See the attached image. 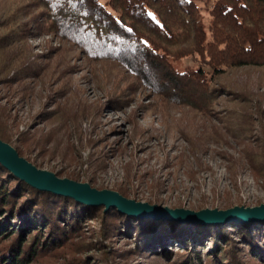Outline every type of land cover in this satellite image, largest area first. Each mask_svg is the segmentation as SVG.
Wrapping results in <instances>:
<instances>
[{"label":"rangeland","instance_id":"374dc122","mask_svg":"<svg viewBox=\"0 0 264 264\" xmlns=\"http://www.w3.org/2000/svg\"><path fill=\"white\" fill-rule=\"evenodd\" d=\"M8 1L0 0V17L9 8ZM203 12L207 21L208 13ZM21 19L25 20V17ZM23 55L25 59H35V75H24L22 79L8 82L7 77L13 78L21 57L16 54L15 61L13 53H0V105L7 116L8 112L11 114L8 117L9 121L13 119L14 134L25 131L20 132V142L42 162L39 165L36 161L37 164L33 163L38 168L53 171L58 177L70 178L65 173H75L78 179H70L87 182L96 189L119 192L116 188H124L127 198L170 207L224 209L219 205L226 202H231L232 206L264 203V187L255 181L246 163L241 161L242 142L227 139L231 144H225L214 132L217 127L225 134L224 125L232 121L236 123L233 131L238 132V123L242 124L244 116L257 119L256 107L263 112L264 119L263 67H232L219 78L225 90L218 98L216 111L224 115L235 109L234 116L238 117L225 123L228 118L217 119V112L202 115L157 98L141 84L131 88L123 68L108 61L89 62L76 48L59 43L49 35L28 36ZM6 61L9 63L3 67ZM188 62L189 59L184 60V63ZM182 66L183 63L176 64L177 68ZM117 96L126 102L113 108L110 104ZM255 125L250 134L245 132L246 140H255L257 120ZM18 154L32 161L25 154ZM11 188L14 190L12 185ZM113 208L117 209L109 206L104 210L113 213ZM121 213L133 216L130 218L132 226L136 220L142 222L141 226L147 220L151 222L152 227L148 228L151 234L143 236L147 241L157 237L160 228L164 231L172 227L188 229L191 235H186L190 241L199 237L205 240L204 237L209 235L206 227L195 226L210 223ZM96 216L90 215L81 234L71 240V245L56 252V257L50 259L53 264L83 261L94 264H167L169 261L176 264L180 260L179 240L166 238L163 242L168 257L156 254L160 251L159 243H149L136 251L135 245H139L137 242L142 236L138 239L128 230L130 225L125 226L129 223L125 218L122 219L125 223L115 225L114 233L103 232L108 226V217L107 224H101ZM233 221L254 223L244 228L257 232L260 227L256 223L264 220L219 223L224 229V225H228L227 229L234 235L242 227L234 226ZM205 245L209 249L216 247L212 241H205ZM100 246H103L102 250L93 248ZM205 253L206 250L201 252L202 257Z\"/></svg>","mask_w":264,"mask_h":264},{"label":"trees","instance_id":"16d2710c","mask_svg":"<svg viewBox=\"0 0 264 264\" xmlns=\"http://www.w3.org/2000/svg\"><path fill=\"white\" fill-rule=\"evenodd\" d=\"M8 3L9 8L0 17V53H13L15 61L16 54L21 57L13 78L7 77L8 82L35 75L37 63L34 58H24L23 46L28 36L49 35L59 43L76 48L89 62L108 61L123 68L131 88L141 84L161 100L206 116L217 112V119L228 118L224 121L227 123L238 117L234 116L235 109L224 115L216 111L218 98L225 90L219 78L232 67L264 68V0H9ZM203 11L208 13V22ZM186 59L188 63H184ZM178 63H183L182 68L176 67ZM125 102L117 96L110 105L118 108ZM254 111L257 119L244 116L242 124L238 123V132L233 131L234 121L224 125L225 134L217 127L214 132L225 144H231L227 139L242 142L241 161L264 187V119L259 107ZM8 116L0 105V139L30 157L31 163L42 164L20 142L22 131L14 134L13 119L9 121ZM256 120L255 140H246V133L250 134L257 126ZM65 175L78 179L75 173ZM116 190L127 195L124 188ZM219 206L227 208L232 203ZM104 208V205H88L37 189L0 164V264H53L50 259L71 245L90 215H97L101 224L108 217V226L103 232L115 233L118 222L128 221L125 225H130L128 230L138 239L142 236L137 242L139 245H135L136 251L149 243H159L160 251L156 254L168 257L163 242L166 238L179 240L180 260L176 264H264V221L256 223L260 227L257 232L244 228L254 223L233 221L234 226L242 227L234 235L227 229L228 225L224 229L221 223L197 224L195 228L206 227L209 234L205 240L197 238L198 241L193 238L190 241L188 229L172 227L164 231L160 228V234L147 241L143 236L151 234L149 220L143 226L136 220L132 226L133 216L115 208L113 213H107ZM205 241H212L216 247L209 249ZM93 248L102 250L103 246ZM203 250H206L204 257Z\"/></svg>","mask_w":264,"mask_h":264},{"label":"water","instance_id":"95a60500","mask_svg":"<svg viewBox=\"0 0 264 264\" xmlns=\"http://www.w3.org/2000/svg\"><path fill=\"white\" fill-rule=\"evenodd\" d=\"M0 164L27 184L56 194L72 197L86 204L115 206L119 211L155 219H175L178 222L219 223L227 220H264V203L255 206L233 205L224 209L204 207L191 209L170 207L127 198L111 189H96L87 182L58 177L55 172L38 168L19 156L16 149L0 139Z\"/></svg>","mask_w":264,"mask_h":264}]
</instances>
